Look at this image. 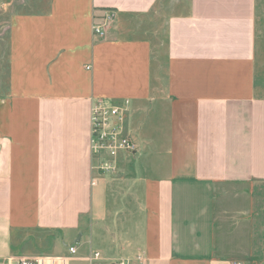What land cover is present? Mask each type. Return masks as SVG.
<instances>
[{
    "label": "crops",
    "instance_id": "0c3cea01",
    "mask_svg": "<svg viewBox=\"0 0 264 264\" xmlns=\"http://www.w3.org/2000/svg\"><path fill=\"white\" fill-rule=\"evenodd\" d=\"M161 1L0 0V264L49 257L23 252L40 232L72 240L69 262L264 264L257 0H167L164 90L145 22ZM97 100L127 108L138 147L114 173L94 168Z\"/></svg>",
    "mask_w": 264,
    "mask_h": 264
},
{
    "label": "rangeland",
    "instance_id": "374dc122",
    "mask_svg": "<svg viewBox=\"0 0 264 264\" xmlns=\"http://www.w3.org/2000/svg\"><path fill=\"white\" fill-rule=\"evenodd\" d=\"M15 5L13 6V8ZM169 11L167 7V0H162L159 6L152 12L150 18H146L145 22L151 27V31L147 34L150 36V40L152 42L153 48V71L155 75L156 84H159L161 90H164V79L167 77V57H166V34L164 30V22L166 18V13ZM5 18V17H4ZM115 16L111 12H103L97 11L94 19V33L97 36H106L111 29V25L114 23ZM4 22V20H3ZM257 22L258 27L262 23H264V0H257ZM5 36L3 35L2 38ZM258 71L259 73L264 72V55L260 54L257 60ZM264 198V192H259ZM57 234L51 233H34L29 234L26 240H21V245L25 242L27 246L23 248V252H25V256H37V252H45L48 251L49 257H45L42 260V264H48V261L51 264H89V263H80V262H69L67 258L63 257V255H67V250L69 244L72 240H59L56 242L53 250L50 251V248L53 245V242ZM23 238V236H21ZM78 248V255H90L91 247L87 243V236L85 235L81 241V243H74ZM22 247V246H21ZM51 252V253H50Z\"/></svg>",
    "mask_w": 264,
    "mask_h": 264
},
{
    "label": "built area",
    "instance_id": "2783aa9c",
    "mask_svg": "<svg viewBox=\"0 0 264 264\" xmlns=\"http://www.w3.org/2000/svg\"><path fill=\"white\" fill-rule=\"evenodd\" d=\"M127 108L106 101H94L91 108L90 150L98 173H114L117 159L121 154L133 155L138 147L127 126ZM71 256L77 254V248L69 249ZM99 258L95 253L93 259ZM42 258L22 257L17 264H42ZM120 264H131L124 261ZM231 264H246L233 262Z\"/></svg>",
    "mask_w": 264,
    "mask_h": 264
}]
</instances>
